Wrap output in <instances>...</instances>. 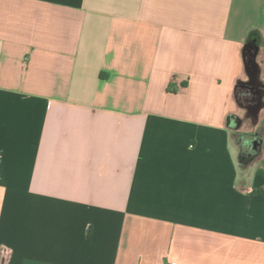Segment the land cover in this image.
I'll return each instance as SVG.
<instances>
[{"label": "crops", "instance_id": "1", "mask_svg": "<svg viewBox=\"0 0 264 264\" xmlns=\"http://www.w3.org/2000/svg\"><path fill=\"white\" fill-rule=\"evenodd\" d=\"M0 264H264V0H0Z\"/></svg>", "mask_w": 264, "mask_h": 264}, {"label": "trees", "instance_id": "2", "mask_svg": "<svg viewBox=\"0 0 264 264\" xmlns=\"http://www.w3.org/2000/svg\"><path fill=\"white\" fill-rule=\"evenodd\" d=\"M257 144L259 145L260 144V140L257 142ZM249 155L248 156V160H251L256 154L255 153H253V152H251V151H249V152H246L245 150L242 152V160L244 161L245 160V157H246V155Z\"/></svg>", "mask_w": 264, "mask_h": 264}]
</instances>
